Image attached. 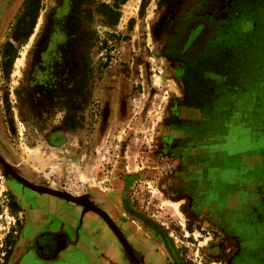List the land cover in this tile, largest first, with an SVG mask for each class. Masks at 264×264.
Here are the masks:
<instances>
[{
  "label": "rangeland",
  "instance_id": "obj_1",
  "mask_svg": "<svg viewBox=\"0 0 264 264\" xmlns=\"http://www.w3.org/2000/svg\"><path fill=\"white\" fill-rule=\"evenodd\" d=\"M192 15L219 23L187 67L165 46ZM0 159V264L14 182L63 200L10 172L165 264H264V0H0Z\"/></svg>",
  "mask_w": 264,
  "mask_h": 264
},
{
  "label": "crops",
  "instance_id": "obj_2",
  "mask_svg": "<svg viewBox=\"0 0 264 264\" xmlns=\"http://www.w3.org/2000/svg\"><path fill=\"white\" fill-rule=\"evenodd\" d=\"M241 120L237 111L228 117L226 129L230 131L242 125ZM13 189V193L20 195L27 212L21 215L22 228L8 264H135V261L165 264L156 249L142 242L141 234L137 233L140 239L137 244L125 238L124 234L130 236L128 232H121L122 238H119L98 214L85 206L56 201L51 196L23 191L16 186ZM102 210L114 223L116 212L111 208ZM156 244L163 247L161 243Z\"/></svg>",
  "mask_w": 264,
  "mask_h": 264
},
{
  "label": "flooded vegetation",
  "instance_id": "obj_3",
  "mask_svg": "<svg viewBox=\"0 0 264 264\" xmlns=\"http://www.w3.org/2000/svg\"><path fill=\"white\" fill-rule=\"evenodd\" d=\"M218 23L219 22H216L215 20L213 21L211 18H208L207 16L205 17L200 15L189 16L180 24L175 38H173L170 42L166 44L165 46L166 56L177 64H183V60L186 59V57L188 56L192 57L190 62L187 63V67H191V65L196 63L205 54L207 46L209 45L212 37L216 35L215 33L216 31L213 32L214 26L212 25H217ZM13 185L22 189L23 191H29L25 188H22V186L16 182H14ZM258 188L259 187L256 188L253 187V190L251 191V192L257 191L256 201H260L261 199L258 195ZM11 193L15 197L17 196L16 198H18V203L15 202L17 208L16 220L17 222H19L18 230L16 231L18 238L19 236L18 231L21 230L24 220V218H22L21 215L23 211L27 212L26 210L27 208L24 209L22 207V201L20 195L13 193V191H11ZM95 205L101 206L100 203H97ZM100 209H103V207ZM8 249H12V248L9 247ZM14 253H15V249L13 251V255ZM10 255L13 256L12 253L9 254V256ZM11 256L7 260L6 264L10 263L12 258Z\"/></svg>",
  "mask_w": 264,
  "mask_h": 264
},
{
  "label": "water",
  "instance_id": "obj_4",
  "mask_svg": "<svg viewBox=\"0 0 264 264\" xmlns=\"http://www.w3.org/2000/svg\"><path fill=\"white\" fill-rule=\"evenodd\" d=\"M0 161L3 163V161L0 159ZM12 178H14L17 182H20L21 184H23L24 186H26L27 188L31 189V190H34V191H37V192H40V193H44V194H49V195H52V196H55V197H59L63 200H67L69 202H72V203H75L77 205H81L78 203L77 199L76 198H73L67 194H62V193H58V192H53V191H50V190H47V189H43L42 187H38V186H33L31 185L29 182H27L26 180H24L23 178H21L20 176H18L17 174H15L14 172H10ZM81 206H84V205H81ZM95 207L93 206H90L89 209L94 211L96 214H98L106 223L107 225L115 232V234L120 238L121 237V233L117 230V228L114 226H112L105 218L104 216L94 210ZM122 238V237H121ZM126 247V246H125ZM127 251L129 252V248H127ZM135 264L136 261H135Z\"/></svg>",
  "mask_w": 264,
  "mask_h": 264
},
{
  "label": "bare ground",
  "instance_id": "obj_5",
  "mask_svg": "<svg viewBox=\"0 0 264 264\" xmlns=\"http://www.w3.org/2000/svg\"><path fill=\"white\" fill-rule=\"evenodd\" d=\"M36 37V36H35ZM32 40V39H31ZM33 41V40H32ZM33 43V42H32ZM32 45V44H31ZM28 46H30V44L28 45ZM28 48V47H27ZM44 189V188H43ZM48 190V189H47ZM96 211H98V210H96ZM98 212H100V211H98ZM103 216H104V218L110 223V221L108 220V218L102 213V212H100ZM111 224V223H110Z\"/></svg>",
  "mask_w": 264,
  "mask_h": 264
}]
</instances>
